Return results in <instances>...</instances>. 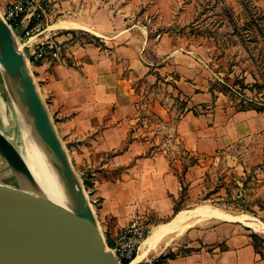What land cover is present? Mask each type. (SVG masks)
I'll return each mask as SVG.
<instances>
[{"label":"crops","instance_id":"1","mask_svg":"<svg viewBox=\"0 0 264 264\" xmlns=\"http://www.w3.org/2000/svg\"><path fill=\"white\" fill-rule=\"evenodd\" d=\"M12 1L0 0L1 12ZM149 2L49 0L47 28L29 39L54 37L64 47L63 58L34 66V80L64 149L82 153L91 168L96 220L113 243L134 221L143 224L150 214L160 221L175 215L182 177L174 167L181 169L183 164L171 158L175 147L198 161L183 174L190 201L201 194L203 175L224 160L217 158L219 154L264 131L261 114L224 106L191 51L175 45L169 34L152 33L146 26L152 19L140 13L141 5L151 6ZM61 22L71 26L55 28ZM25 27L26 20L13 30L18 40ZM71 29L86 32L102 45H63L68 40L63 30ZM109 153L107 164L93 159ZM108 165L122 169L119 178L101 176ZM180 248L186 252L160 260L264 264V250L256 249L250 228L238 221L191 226Z\"/></svg>","mask_w":264,"mask_h":264},{"label":"rangeland","instance_id":"2","mask_svg":"<svg viewBox=\"0 0 264 264\" xmlns=\"http://www.w3.org/2000/svg\"><path fill=\"white\" fill-rule=\"evenodd\" d=\"M149 1L151 6L141 5L140 7V13L152 19V22H146V26L151 27L152 33L169 34L175 45L194 54L198 64L204 67L203 74L209 79L212 89L223 98L224 106L235 110L258 108L260 112L252 111L264 117V0ZM157 20L161 22H154ZM46 28L47 22L44 19L37 29L31 31L30 28L20 34L19 40L16 38L20 52L33 77L35 76L34 66L43 61H36L31 57L34 45L44 44L51 40L56 44L58 51L56 57L49 55L45 59L58 60L65 56L64 47L54 37L46 39L42 36V40L35 39L29 42L30 38L37 36ZM63 31H65L63 34H68L66 35L68 40L62 43L63 45L66 43L83 44L84 42L102 45L99 39L91 37L84 31L77 29ZM2 84L0 75V100L6 101L7 95L3 91ZM36 85L45 103L38 83ZM177 106L181 107V103ZM57 132L59 133L58 129ZM59 137L64 140L61 135ZM67 154L95 213L96 201L90 181L91 168L88 167V162L82 157V153L68 151ZM111 156V153L95 154L93 159L101 165L107 164ZM173 157L183 161L181 169L174 167L181 177L184 169L192 161L191 159L196 158L185 154L179 146L174 148V156L171 158ZM217 158L224 160H219L203 175L199 197L188 201V187L184 183V190L176 200L175 208L180 212L193 210L198 206H210L232 216L246 215L264 226V131L236 142ZM121 170L108 165L101 176L113 180L119 178ZM0 183L21 191L20 177L11 170L1 154ZM174 217L175 215L168 220L160 221L150 214L143 223L147 231L146 237L154 227L168 223ZM202 219L193 218L191 221L193 224L189 227L206 222H218L214 219ZM189 227L181 234L174 236L170 242L161 243L160 246L152 249L145 259L156 256L163 259L185 253L186 250L180 246ZM250 231L252 238L254 237L252 242L259 251H263L264 234L256 233L251 228ZM103 237L108 249L111 248L113 242L108 246L107 243L111 241H108L105 235Z\"/></svg>","mask_w":264,"mask_h":264},{"label":"water","instance_id":"3","mask_svg":"<svg viewBox=\"0 0 264 264\" xmlns=\"http://www.w3.org/2000/svg\"><path fill=\"white\" fill-rule=\"evenodd\" d=\"M15 41L0 14V69L15 88L30 127L55 159L71 209L62 212L45 199L0 183V264H120L106 246L84 187ZM0 154L14 173L22 176L32 190L40 192L29 167L1 133Z\"/></svg>","mask_w":264,"mask_h":264},{"label":"bare ground","instance_id":"4","mask_svg":"<svg viewBox=\"0 0 264 264\" xmlns=\"http://www.w3.org/2000/svg\"><path fill=\"white\" fill-rule=\"evenodd\" d=\"M67 25L69 24L61 22L55 28H63ZM14 43L15 45L17 43L16 47L19 49L18 41ZM0 75L3 81V91L7 95L6 101L0 100V133L14 145L40 187V192L32 190L24 178L19 175L21 192L35 198L45 199L60 211L68 213L71 209V202L58 177L55 159L45 150L40 138L30 127L17 101L15 88L1 69ZM193 218L238 221L254 232L264 234V226L251 217L232 216L210 206H198L193 210L180 211L170 222L154 227L143 241L134 261L144 259L152 249L157 248L161 243L170 242L174 236L181 234L190 224H193L191 222Z\"/></svg>","mask_w":264,"mask_h":264},{"label":"built area","instance_id":"5","mask_svg":"<svg viewBox=\"0 0 264 264\" xmlns=\"http://www.w3.org/2000/svg\"><path fill=\"white\" fill-rule=\"evenodd\" d=\"M49 0H13L11 4L0 14L4 23L14 30L26 20L24 31L38 28L46 16V5ZM58 48L56 44L48 40L44 44L35 45L31 57L36 60H44L46 56L56 57ZM145 226L138 221L130 223L116 237L109 251L120 264H132L137 257L139 249L146 238ZM139 264H164L159 256L146 259Z\"/></svg>","mask_w":264,"mask_h":264},{"label":"trees","instance_id":"6","mask_svg":"<svg viewBox=\"0 0 264 264\" xmlns=\"http://www.w3.org/2000/svg\"><path fill=\"white\" fill-rule=\"evenodd\" d=\"M246 110H255V111H257V112H260V109H258V108H250V109H246V108H241L239 111H246ZM179 117H180V115L178 116V118L176 119V122H178V120H179ZM185 153V152H184ZM185 154H187L188 155V153L186 152ZM192 161H190V163H189V166H194V165H196L197 163H198V161H197V159L195 158V159H191ZM188 168V167H187ZM187 168L186 169H184V172L187 170ZM181 181H182V191L184 190L183 189V184H184V182H183V176H182V179H181ZM177 213H179V210L177 209V208H174V214L176 215ZM251 238H252V235H251ZM254 238V237H253ZM252 238V239H253ZM109 241V240H108ZM108 244V246L109 245H112V242H110V243H107ZM253 245H254V243H253ZM255 246V245H254ZM256 247V246H255ZM257 249V248H256ZM164 259V258H163Z\"/></svg>","mask_w":264,"mask_h":264}]
</instances>
